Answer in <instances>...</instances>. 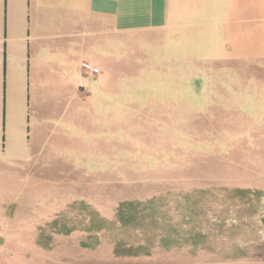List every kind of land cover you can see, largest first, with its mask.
<instances>
[{
    "label": "crops",
    "instance_id": "obj_1",
    "mask_svg": "<svg viewBox=\"0 0 264 264\" xmlns=\"http://www.w3.org/2000/svg\"><path fill=\"white\" fill-rule=\"evenodd\" d=\"M170 64L203 105H230L232 81H264V0H0V177L37 196L21 204V236L37 241L72 201L91 202L105 163L122 162L123 182L139 117L168 114L156 81ZM6 211L0 226H13Z\"/></svg>",
    "mask_w": 264,
    "mask_h": 264
},
{
    "label": "rangeland",
    "instance_id": "obj_2",
    "mask_svg": "<svg viewBox=\"0 0 264 264\" xmlns=\"http://www.w3.org/2000/svg\"><path fill=\"white\" fill-rule=\"evenodd\" d=\"M186 72L170 64L168 80L156 81L168 85V114L139 117L123 182L122 162L105 163L109 177L92 179L91 202L72 201L34 230L37 241L21 236V204L37 196L0 177L13 223L0 226L12 234L0 236V264H264V81H232L230 105L211 106Z\"/></svg>",
    "mask_w": 264,
    "mask_h": 264
},
{
    "label": "built area",
    "instance_id": "obj_3",
    "mask_svg": "<svg viewBox=\"0 0 264 264\" xmlns=\"http://www.w3.org/2000/svg\"><path fill=\"white\" fill-rule=\"evenodd\" d=\"M82 69L86 70V71H90L93 74H96L99 72V68L97 67H93L92 65L88 64V63H82L81 64Z\"/></svg>",
    "mask_w": 264,
    "mask_h": 264
},
{
    "label": "water",
    "instance_id": "obj_4",
    "mask_svg": "<svg viewBox=\"0 0 264 264\" xmlns=\"http://www.w3.org/2000/svg\"><path fill=\"white\" fill-rule=\"evenodd\" d=\"M263 223H264V220H263Z\"/></svg>",
    "mask_w": 264,
    "mask_h": 264
}]
</instances>
